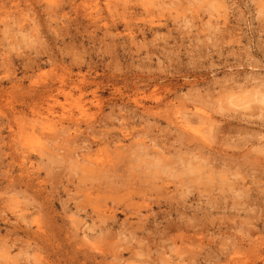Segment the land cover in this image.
<instances>
[{"label":"rangeland","instance_id":"1","mask_svg":"<svg viewBox=\"0 0 264 264\" xmlns=\"http://www.w3.org/2000/svg\"><path fill=\"white\" fill-rule=\"evenodd\" d=\"M0 264H264V0H0Z\"/></svg>","mask_w":264,"mask_h":264}]
</instances>
